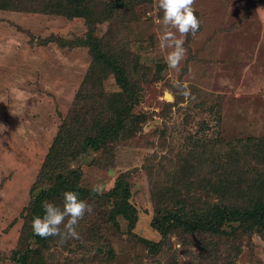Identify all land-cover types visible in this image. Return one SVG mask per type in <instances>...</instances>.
I'll use <instances>...</instances> for the list:
<instances>
[{"label": "rangeland", "instance_id": "rangeland-1", "mask_svg": "<svg viewBox=\"0 0 264 264\" xmlns=\"http://www.w3.org/2000/svg\"><path fill=\"white\" fill-rule=\"evenodd\" d=\"M193 11L177 72L157 0H0V264H264V0ZM64 190L60 245L30 221Z\"/></svg>", "mask_w": 264, "mask_h": 264}, {"label": "clouds", "instance_id": "clouds-1", "mask_svg": "<svg viewBox=\"0 0 264 264\" xmlns=\"http://www.w3.org/2000/svg\"><path fill=\"white\" fill-rule=\"evenodd\" d=\"M195 0H157V7L162 12L160 21L163 31L159 36L160 47L168 49L164 62L168 68L179 72L188 57L185 43L188 37L195 38L200 33V24L193 11ZM188 98L187 90H184ZM173 92L166 91L164 96L171 100ZM90 192L101 194L102 185L90 187ZM62 202H42L43 214L34 215L30 227L34 235L41 238L54 237L60 245L72 239H80L77 225L86 213L93 208L90 203L80 198L74 190L61 192Z\"/></svg>", "mask_w": 264, "mask_h": 264}, {"label": "trees", "instance_id": "trees-1", "mask_svg": "<svg viewBox=\"0 0 264 264\" xmlns=\"http://www.w3.org/2000/svg\"><path fill=\"white\" fill-rule=\"evenodd\" d=\"M84 6V5H83ZM68 10L69 9H72L71 11L72 12H68V11H66V14L67 15H69V16H71V17H79V16H82V17H85V14L83 13V12H79L78 10H77V6H76V3H70L69 5H66L65 6ZM85 7V6H84ZM91 6L89 5V6H87V7H85L86 8V10H85V8H84V10L85 11H87V13H90V11H91V8H90ZM62 13H64V15H66L65 14V12H62ZM119 119L123 122V120L119 117ZM116 126H119V125H117V124H115V125H112V127L111 128H114V127H116ZM72 127V126H71ZM80 128H75L74 127V125H73V127L71 128V134L73 135L74 134V132H73V130L75 131H77V130H79ZM80 131V130H79ZM78 131V132H79ZM120 185H117L116 186V188L117 187H119ZM262 208L264 209V206H262ZM254 211H256V210H254ZM33 213H37L36 211H33ZM255 217V215L254 216H252V217H250L249 216V218L251 219V218H254ZM262 217H264V210H263V216ZM176 219H179V216L178 217H176ZM211 225L212 224H210V226L209 227H211ZM213 225H216V223H214ZM213 228V227H212ZM158 233V232H157Z\"/></svg>", "mask_w": 264, "mask_h": 264}]
</instances>
